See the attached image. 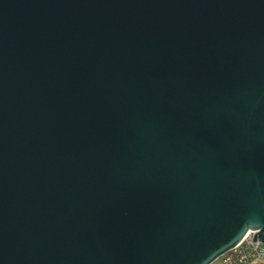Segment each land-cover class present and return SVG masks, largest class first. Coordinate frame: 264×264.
Masks as SVG:
<instances>
[{"label":"water","instance_id":"1","mask_svg":"<svg viewBox=\"0 0 264 264\" xmlns=\"http://www.w3.org/2000/svg\"><path fill=\"white\" fill-rule=\"evenodd\" d=\"M264 243V0H0V264H211Z\"/></svg>","mask_w":264,"mask_h":264},{"label":"built area","instance_id":"2","mask_svg":"<svg viewBox=\"0 0 264 264\" xmlns=\"http://www.w3.org/2000/svg\"><path fill=\"white\" fill-rule=\"evenodd\" d=\"M253 231H248L232 248L218 256L211 264H250L264 257V243L252 240Z\"/></svg>","mask_w":264,"mask_h":264},{"label":"crops","instance_id":"3","mask_svg":"<svg viewBox=\"0 0 264 264\" xmlns=\"http://www.w3.org/2000/svg\"><path fill=\"white\" fill-rule=\"evenodd\" d=\"M250 264H264V257L261 258V259H258V260H256V261H253V262L250 263Z\"/></svg>","mask_w":264,"mask_h":264}]
</instances>
